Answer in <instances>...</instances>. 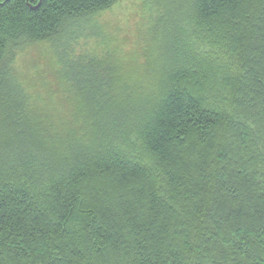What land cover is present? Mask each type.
Here are the masks:
<instances>
[{
    "label": "trees",
    "instance_id": "obj_1",
    "mask_svg": "<svg viewBox=\"0 0 264 264\" xmlns=\"http://www.w3.org/2000/svg\"><path fill=\"white\" fill-rule=\"evenodd\" d=\"M40 1L0 0V264H264V0H146L122 75L72 56L117 0ZM45 40L34 107L7 59Z\"/></svg>",
    "mask_w": 264,
    "mask_h": 264
},
{
    "label": "rangeland",
    "instance_id": "obj_2",
    "mask_svg": "<svg viewBox=\"0 0 264 264\" xmlns=\"http://www.w3.org/2000/svg\"><path fill=\"white\" fill-rule=\"evenodd\" d=\"M168 4L172 6L171 2ZM173 9L176 6L173 5ZM158 14V9L146 0H117L110 9L89 17L90 26H84L86 34L73 43L72 56L90 54L111 65L118 75L126 72L135 74L138 63H144V54L149 58L156 56V50L150 48V42L160 43ZM7 63L25 87L34 107L40 103L41 98H47L49 92L59 91L52 80L59 74L60 67L49 41L12 50ZM49 100L53 105L48 108V116L55 121L62 117L58 114L62 108L57 99Z\"/></svg>",
    "mask_w": 264,
    "mask_h": 264
},
{
    "label": "water",
    "instance_id": "obj_3",
    "mask_svg": "<svg viewBox=\"0 0 264 264\" xmlns=\"http://www.w3.org/2000/svg\"><path fill=\"white\" fill-rule=\"evenodd\" d=\"M9 0H6V2H8ZM30 0H27V3L29 4ZM42 3V0L40 1V3L38 4V6L36 7H32V9H37ZM0 6H2V4H0Z\"/></svg>",
    "mask_w": 264,
    "mask_h": 264
}]
</instances>
